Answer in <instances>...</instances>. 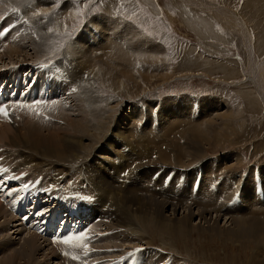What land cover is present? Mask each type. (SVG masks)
I'll return each instance as SVG.
<instances>
[{
    "label": "rangeland",
    "instance_id": "obj_1",
    "mask_svg": "<svg viewBox=\"0 0 264 264\" xmlns=\"http://www.w3.org/2000/svg\"><path fill=\"white\" fill-rule=\"evenodd\" d=\"M28 1H31L30 9H32V7L33 9H36H32L30 12L40 13V15L34 14L33 22H42L44 20L43 26L45 31L48 32L47 34L50 33L49 36L52 38V40L47 42L51 47L50 53H48L45 57H41V59H38V61H46L48 58L53 57H58V59H60L62 56H65L67 60H71L70 57L73 56V53L70 52L71 48H69L71 42L85 36L87 38L88 44L84 46L87 48L89 45H93L90 37L97 35L98 37L104 38V36H102L104 34L101 32L102 30L99 26V24H101L99 23V18H101V16L103 17V15L106 18L109 17L117 21H122L123 25L129 23V25L134 26L137 31L143 35H146L147 38L153 41V45H156L157 47L154 49V52H157L158 49L161 48L160 50L162 52L159 55L152 53L149 54V56L148 54H144L142 57H145L144 59L147 58L148 60L145 61L141 71L146 73L145 75H147V78H149L144 80L143 86L139 85L141 80L136 79V81H139L136 83V85H133L134 83H130V87L121 86L119 89L117 88L116 83L119 78H123L120 74V71L122 70L120 67L123 66V63L120 60H117V58H108L102 50L97 51V53L100 55L99 57L102 60L101 61L100 58H98V70L100 73L107 72L105 73L107 79L104 80V82L101 78L102 76L100 78L96 77V81L92 85L94 94H97L95 93L96 91L99 92L97 96L100 94V100H103V106L105 107L103 111L105 113L106 121L112 119L114 120V118L118 120L119 117L126 118L128 114L133 112L134 116L132 121L133 123L135 122L134 124H137L136 126L139 127L138 131L144 130V132L152 134L154 137H157L156 133L158 131V127L159 129L161 128L163 132H165V127L162 124V120L166 119L167 112H175L176 117H173L171 120L173 134L167 139H163L161 137L162 139L158 140L157 145H153L150 142L152 148L160 150L165 149L166 152H170L167 148L169 144L177 142L181 143V141L182 143H185L180 139L179 141L173 140L175 138L174 133L181 131V126L184 124L179 119L178 111L170 105L167 108H162L161 102H165L167 99L176 97H178V99L190 97L192 100H197L198 106L202 105V109L204 108L205 103L208 104L205 105V108L208 110L212 109L208 107L210 106V103H217L221 100L222 106H217L214 114L213 112H210L212 115H209L208 119L206 120V122L210 125L209 121H211L212 118L214 119L212 120L213 122L211 125V131H213L210 133V145L205 147V151L208 154L204 155L201 160L193 162V164H191L193 166L189 165V167L188 165H183L182 168L185 169L184 171L183 169H180L181 167L179 168V166L175 168L177 171L169 167L170 170L172 169L173 172L177 174V177L175 178L173 176V180L166 186L164 182L166 175L163 176L162 181H160L162 186L158 187L159 196H154V194L148 193L145 194L144 192H139V196L142 195V198L148 199V196L153 195L156 198L160 197L163 190L169 189V192L167 193L169 196H164L162 200L167 199L166 197H170L172 200L173 198L187 197L188 195H191L193 201H200L203 195V190L199 191L200 187L202 186V179H200L196 184L197 178L196 176L192 177V175L195 174L196 169L200 171L201 174H204L207 167H209L211 164L214 166L225 164V157L230 155L231 157H235L233 158V161L229 163L228 167L230 166V169H228L226 173L229 175L231 174L232 176L237 175V180L239 178V180H242L240 183L243 184L245 183L243 182L246 180L245 178L251 177L250 173L255 172L256 175H254L255 173L252 174V177L257 182L253 185L255 188V194H248V192L253 190L250 187L247 189L248 192L246 195L235 191L237 189L236 183H233L232 180L226 179L227 177L223 176L219 179H216L217 186H220L221 183L225 181L228 184V187H230L232 190L234 189L233 192L235 191L236 193H232L231 190H228V192L223 195V199H221L225 202H222L221 204L224 205L225 208H231L230 213L235 214L234 210L238 209L240 206L243 207V203L246 200H249L251 203H253V201H259L263 199L264 183L261 182L262 176L259 174V169L264 166V95H262L263 93L260 92L261 90L259 89V85H255L254 81L260 80L261 86H264V0H203L201 6L200 2L197 0H194V2H191V0ZM32 1L34 2L32 3ZM24 12L29 13L22 9L21 13ZM43 12L44 14L46 13L45 16H43ZM77 13L80 14L77 15ZM93 24L95 26L94 31H92ZM49 29H52V31H49ZM83 39L82 43L85 42ZM7 46H5L1 51L5 50ZM101 48H103V46H101ZM29 49L32 50L33 46H30ZM62 52L64 55H62ZM130 58L134 59V56H131ZM38 61H32L31 63L27 64L26 68L24 67V70H29L27 67ZM89 65L91 66L92 70H94L92 67V62ZM0 66L2 65L0 64ZM132 67L135 69H140L135 65ZM14 68H17V71H21V69L18 67ZM102 69L104 71H102ZM127 81L128 79L125 80L126 84ZM246 95L251 100L248 102L250 105L246 103ZM66 102H68L67 107L70 105H75L74 101L66 100L65 103ZM201 102L204 104H201ZM111 104H117L115 110L114 105H112L111 108ZM227 106H229V108ZM135 108L137 109L136 112L134 110ZM153 122H155L156 125ZM153 124L155 126H153ZM174 124L177 125L175 126ZM220 126L222 127L220 128ZM214 133H216V135H214ZM88 138L89 137H87V139ZM84 140L85 143L88 144L89 149L84 153H81V156L78 158V160L73 159V161H71L73 163L67 160L64 161L61 159H54L53 161L55 162L56 160L57 162L56 165V163L53 161L49 162L43 160L42 156L39 155L42 160L39 159L40 157H38L36 162L33 163L35 164L34 167L38 168H34V170H28L36 177H41L38 175L41 172H45V175H52L53 169H55L57 174L60 175H64L65 173L67 174L73 171L74 168H76L74 169L75 172H78L80 171L81 167L87 166V164L90 165V167H93V164H97L98 161L101 163V160L97 157V155L108 158L110 162L113 160L112 163L114 167H119V169L121 168L119 163L116 162L114 164V162L120 159V157H112L108 155V151L110 149L108 145L110 146L111 144L115 143V139L113 141L110 137H105L104 140H102V144L100 145L97 143L99 140L93 141L92 138ZM188 140L189 139H186V141ZM185 144L187 145V143ZM178 150V146L174 147V150H171L170 153L176 156L178 154ZM4 152L5 156L9 153H13V151L9 153L8 151ZM17 154L18 153L13 154V157H17L15 159V167H17L16 165H19L20 163H24L23 158L19 157ZM120 154L121 156H127L126 152H122ZM73 157L77 158L78 156L75 155ZM52 159L53 157H51L49 160ZM63 162L66 163V167L64 164H62ZM103 162L106 163L105 160H103ZM69 163L72 165L70 164V166ZM41 164H43V166ZM49 164H51V166H49ZM105 165L95 167V170L99 172L98 177L102 180H104V178L108 180L109 178V173L106 171L109 169L107 166L108 164ZM40 167L42 170L47 169L48 171H42ZM136 167L137 165L132 163L130 170L135 176L141 178V172L144 170L141 168L137 171ZM157 168V165L152 167V169L155 170L153 173H155L157 170L166 173L162 167L158 169ZM11 169L13 168L11 167ZM252 169H255V171L252 172ZM123 172H125V170H123L122 173ZM78 173L80 174L78 175ZM78 173L72 172L71 174L76 175V177L79 178L81 177L82 173ZM148 173L150 176H146V179H151L153 173L150 170H148ZM182 173H184L186 176L184 184L179 183L181 177L180 175ZM189 173L191 175H189ZM124 176L125 175H122V177ZM72 180L74 183H77L75 177H73ZM242 184L238 185L237 187L241 186L240 188L242 189L244 185ZM71 186L74 185L71 184ZM24 187V184L19 186L21 189ZM89 187L92 190V187ZM71 188L72 189H70V191L73 190L79 193L77 187L74 186ZM257 188L261 191L258 192ZM154 190L155 189L152 191ZM173 193L175 195L179 194L181 196H172ZM211 195L212 193H210L208 197L210 198ZM258 205L259 203H257V206ZM94 209L97 211L98 207H95ZM102 209L97 211L100 212L98 215H102L101 220H99L100 223L98 222L99 226L103 224L106 218L111 216L108 211V205L105 208V211H102ZM156 211H154V214H156L158 217L160 216L162 220L163 217H165V219H168V221H172L173 223L175 220H173L172 217H176L177 215L180 217L183 208L180 210V214L177 210L175 216H172L170 220L169 216L174 213L171 206H166V212L164 211L165 215L162 213L163 211H161V213ZM224 220L225 219L220 220L219 226L227 228V225L230 224L231 221L226 225V221ZM203 225L205 227L208 226L204 223ZM6 226H8V230L10 227H13V229L9 231L10 233H8L13 234L15 232L16 235H11V240L13 243L20 246L23 241L20 240L21 235L19 234V236H17L16 233L17 230H20V226L18 227V224H14L13 222L7 223ZM105 227L108 229H113V233H118L117 235L120 236V240L121 238L123 240L125 236L127 237L128 241L124 239L127 244L125 243L121 247L117 245H115V247L113 246V248H119L118 252H120L122 249V251H125L128 248L143 245V243L138 239L140 235L138 236L137 234L133 233L128 234V230L118 226L114 227L112 224H106ZM121 229L124 232H122ZM99 230L95 231L97 232ZM194 230L193 237L184 239L182 243L179 240L176 245H172V251L171 249H165V247V250L162 251V247L160 246H163L164 244H162L161 238L156 236L154 232L150 231L148 234H150V238L153 239V245H147L146 247L149 249V251L152 250L153 254L157 257L153 264L166 263L167 260L164 259H166L167 256L168 258L179 259L180 261L178 264H264V240L261 241L260 247H262L261 249L263 252L260 253V249H258L253 240H245L241 243L231 242L226 235L216 236L209 233L205 234L202 231H199L201 229L198 227H195ZM95 231H92L91 234L96 233ZM24 233L22 234V237L25 236ZM154 240L156 242H154ZM39 241L40 243L43 242V247L46 245V248H50L40 237ZM131 242H134V244ZM0 244H2V241H0ZM5 249H7L6 246H3L2 251H0V260H2L8 252V250ZM256 252L260 254H256ZM162 257L164 258V262H162V260H158ZM3 262L0 261L1 264H3ZM53 262L55 264V261ZM17 264H27V261L22 260Z\"/></svg>",
    "mask_w": 264,
    "mask_h": 264
},
{
    "label": "bare ground",
    "instance_id": "obj_2",
    "mask_svg": "<svg viewBox=\"0 0 264 264\" xmlns=\"http://www.w3.org/2000/svg\"><path fill=\"white\" fill-rule=\"evenodd\" d=\"M197 1L200 2L201 6L203 0ZM33 2L34 1H32V3ZM191 2H194V0H191ZM30 3L31 1L28 0H0V13L6 12L9 16V21H11L12 23L15 19L20 20L22 24L19 25L17 31H20L21 29V31L23 32V35L21 34L20 36H18L15 42L6 44V46L8 45L7 48L3 51H0V64L2 65L0 66V71L15 70L17 68L14 67L20 68L21 66H26L32 61H38V59H41V57H45L48 53H50L51 47L47 42L52 40V38L49 36L50 33L47 34L48 32L45 31V28L43 26L44 20L42 22H33L34 13L30 12L33 9V7L32 9H30ZM13 9L16 10L13 11ZM22 9L29 13H21ZM45 14L43 16H45ZM6 21L9 22L8 19H6ZM99 23H101L99 24V26L102 30L101 32L104 34L102 35L104 36V38L98 37L97 35L90 37L93 45H87L88 47L85 48L84 45L88 44L87 38L85 36H83L84 39L80 37L79 39H76L77 41L75 40L71 42V45L69 46V48H71L70 52L73 53V56L70 57L71 60H67L65 56H62L60 58V61H58V64H60L61 66L60 74L62 76L60 75L58 77V83L54 85V87H56L55 90L60 88L62 94L65 95V99L67 101H74L75 105H70L69 107L60 106L57 109L56 113L54 112L53 114L56 120L51 122L50 124L42 123L39 120L35 119L32 120L21 115H19L20 118L16 119L12 123L0 124V147H5L6 149L4 151H8V153L13 151L12 154H7L8 156L4 155L5 159L9 158V164L11 161L14 162L13 164H10V167L13 168L12 170L19 171L22 166L27 167V169L34 170V168L38 167H34L35 164L33 163L36 162L37 158L40 156H42L43 160L49 162H52L54 159H61L64 161L67 160L70 162L73 161V159L78 160V158L81 156V153H84L89 149V146L87 143H85L84 139L88 140L89 138H92L93 141L99 140L97 141V143L100 145L102 144V140H104L105 137H110L113 141L115 139V143L111 144L110 146L108 145V147L110 148L108 151V155L112 157H120V159L116 160L114 164L116 162L119 163L121 168L119 169V167H114L112 163L113 160H111L110 162L108 158L97 155V157L100 158L101 163H99L98 161L97 164H93V167H90V165L88 164L84 167L80 166L81 169L80 171H78L82 173L81 177L84 179L83 181H85L88 186L92 187L91 191L97 197V211L101 210L102 208V211H105V208L108 205V211L111 216L106 218L102 225L106 226V224H112V226L114 227L118 226L120 228L128 230V234L133 233L137 234L138 236L140 235L138 239L145 246L153 245V239L150 238V234L148 233L150 231L154 232L156 236L161 238L162 244H164L163 246H160L162 247V251H164L166 248L171 249L172 251V245H176L179 240L182 243L184 239L193 237V232L195 231L194 229L195 227H198L201 229L199 231H202L205 234L209 233L216 236L226 235L231 242L241 243L245 240H253L258 249H260V253H262V247L260 246L261 241L264 240V197L259 201H253V203H251L249 200H246L243 203V207L240 206L238 207V209L234 210L235 214L230 213L231 208H225V206L221 204L222 202H225L221 199H223V195L226 194L228 190H231L232 193H236L235 191H238L243 193V195H246V193L248 192L247 189H249L250 187L253 190L251 192H248V194H255V188L253 187V185L257 182L252 177V174L255 173V169L251 170L252 172H254L250 173L251 177L245 178L246 180L243 181L245 182L243 183L244 185L240 183L242 180H239V178V181L237 180V175L232 176L230 174V176L226 173V171L230 169V166L228 167L229 163L233 161V158L235 156L231 157L229 155L225 157V164H219L217 166L209 164L210 166L207 167L204 174H202V186L200 187L199 191L203 190V195L200 201H193L191 195H188L187 197L173 198L172 200L170 199V197H166L167 199L162 200L164 196H169V194H167L169 192V189L163 190L160 197H154L159 196L158 187L162 186L160 181H162L164 175L173 172L172 169H175L178 166L179 168L181 167L180 169H183V165L189 166L193 164V162L201 160L204 155L208 154L205 151V147L207 145H210V133H212L213 131H211V125L213 122L212 120L214 119L212 118L211 121H209L210 125L206 122V120L208 119L209 115H212V113L210 112H213L214 114L217 106L221 105V100L217 103H210V106L208 107L212 109L208 110L205 108V105L208 104H204L201 102V104H204V108L202 109V105L198 106V101L195 99L192 100L190 97H183L182 99H178V97H176L167 99L165 102H161L162 108H167L170 105L174 109H176L178 111L180 121L184 123L181 126V131L174 133L175 138L173 140H183L185 143H187V145L185 143H182L181 141V143L177 142L169 144L167 146L170 152L171 150H174V147L178 146L179 150L176 156H174L170 152H166L165 149H154L150 144L151 142L153 145H157L159 139L170 138V136L173 134L171 120L173 119V117H176L174 111V113H172L171 111L170 113L167 112L166 119L162 120V124L165 127V132H163L161 128L160 132V129L158 127L156 136L159 138L154 137L152 134L144 132V130L138 131L139 127L136 126L137 124L135 125V122L133 123L132 121L134 116L133 112L131 114H128L126 118L119 117L118 120L114 118V120L112 119L106 121L105 113L103 111V109L105 108L103 106V100H100V94L99 96H97L99 92L96 91L95 93L97 94H94V89L92 86L96 81V77L100 78L102 76L101 78L103 81L107 79L105 74L107 72L100 73L98 70V58H100V55L97 53V51L102 50L108 58H117V60H120L123 63V66L121 65L122 67H120L122 69H120V74L123 78H119L116 83L118 89L121 86L130 87V83H134L133 85H136V83L139 82L136 81V79L141 80L139 85L143 86L144 80L149 79L147 78V75H145L146 73H143V71H141L145 61L148 60L147 58L144 59L145 57L142 58L143 55L148 54L149 56V54L152 53L159 55L162 51L160 50L161 48H159L157 52H154V49H156L157 47L156 45H153V41L147 38L146 35H143L139 31H137L136 28L129 25V23L123 25L122 21H117L109 17L106 18L104 15L103 17L101 16V18H99ZM92 26V31H94V24ZM82 39L83 41H85L83 42L84 44L82 43ZM30 46H33L32 50L29 49ZM101 46H103V48H101ZM62 55H64L63 52ZM131 56H134V59L130 58ZM91 62L94 70H92L91 66L89 65ZM134 65L139 67L140 69H135L134 67H132ZM102 71L104 70L102 69ZM65 72L67 73V77L69 79L66 82L67 84H63ZM127 79L128 81L126 84L125 80ZM254 82L255 85H259V89L261 90L260 92H262V95H264V86H261V81L256 80ZM72 89H75V91H72ZM246 97V103L250 105L248 103L250 98L247 95ZM112 105L114 104H111V108ZM116 105L117 104L114 105V110ZM227 107L229 108V106ZM134 110L135 112L137 111L136 108ZM153 123L155 124V122ZM154 124L153 126L156 125ZM221 127L222 126H220V128ZM203 133L205 134V136ZM214 135H216V133H214ZM87 137L89 138L87 139ZM186 139L189 140L186 141ZM122 152H126L127 156H121L120 153ZM15 153H18L17 155L23 158L24 162L23 164L20 163L19 165H16L17 167L14 166L16 164L15 159L17 158L13 157V154ZM75 155L78 157L74 158L73 156ZM51 157H53V159L49 160ZM39 159H41V157ZM103 160H105L106 163L103 162ZM54 163H56L57 165L56 160ZM71 163H69V165ZM132 163L137 165V171L138 169L143 168L144 171L141 172V178H138L131 172L130 166L132 165ZM62 164L65 165L66 163L63 162ZM105 164H108L107 166L109 168L108 170H106L109 173L110 179L108 178V180L105 178L104 180L100 179L98 177L99 172L95 170V167ZM41 165L43 166V164ZM156 165L158 166V168L162 167L166 173L160 172L161 175H159L157 178L146 179L150 176L148 170L153 173L155 170H153L152 167ZM49 166H51V164H49ZM66 166L67 165H65V167ZM169 167L172 169L170 170ZM123 170H128V175L126 177H122L121 175ZM175 170L177 171V169ZM184 170L185 169H183V171ZM52 172L51 176L53 178H58V176L60 175L57 174L55 169H53ZM259 172V174H261L262 176L261 182L264 183V166L259 169ZM189 175L191 174L189 173ZM254 175H256V173ZM173 176L176 178L177 174L174 172ZM194 176H196V172L194 175H192V177ZM223 176L227 177L226 179L232 180L233 183H236L237 189L234 192V189H230L225 181L222 183L220 182L221 185L217 186L216 179H219ZM240 184L243 185L242 189L240 188L241 186L237 187ZM70 187L74 186L70 185ZM153 189L155 190L152 191ZM139 192H144L145 194H154V196L151 195L147 197L148 199H144L141 197L142 195H138ZM210 193H212V195L209 198L208 195ZM178 195L179 194L175 195L173 193L172 196ZM257 203H259L258 206ZM167 205L169 207L171 206L174 211V213L172 212L174 215L170 214L171 216H169V220L172 216H175L177 210L179 213L183 208L180 217L178 215L176 217H172L173 220H175L173 223L172 221L170 222L168 221V219H165V217H163L162 220L160 216L158 217L156 214H154V211L156 210L160 213L161 211H163L162 213L164 214ZM12 218L14 217H12V215L5 208L0 206V241H2V244H0V251H2L3 246H6L7 249L5 250H8L6 256L3 257L2 260H0L2 262L4 261L3 264H17L22 260H26L27 264H54L53 261H55V264H62L60 262L59 256L55 253L54 250L51 249V247L46 248V245L43 247V242L40 243L38 234L36 235L34 233L24 231L22 228H20V230H17L18 232L16 231V233L17 236H19V234L21 235L20 240H22L23 243H21L20 246L13 243V241L11 240V235H14L15 232L13 234H9V231L13 229L14 225L12 224L13 227H10L9 230L7 229L9 225L6 226L7 223L15 221V218ZM222 219H225L224 221H226V225L231 221V223L227 225V228L219 226V222ZM203 223L205 225L207 224L208 226L205 227ZM113 231V229H108L107 234L101 240V244L97 247L107 246L113 248V246L115 247V245L121 247L123 244H127L126 241H128V239L126 236L124 238L126 241H124V239L122 240V238L120 240V236L117 235L118 233H113ZM23 233L25 236L22 237ZM154 242L156 241L154 240ZM132 244H134V242ZM260 253L256 252V254ZM163 259L164 258L162 257L158 260H162V262H164V260L168 261L169 259H171L174 264H178L180 261L179 259L168 258V256L166 257V259Z\"/></svg>",
    "mask_w": 264,
    "mask_h": 264
},
{
    "label": "snow or ice",
    "instance_id": "obj_3",
    "mask_svg": "<svg viewBox=\"0 0 264 264\" xmlns=\"http://www.w3.org/2000/svg\"><path fill=\"white\" fill-rule=\"evenodd\" d=\"M16 9H13V11H15ZM35 15H40V13H34ZM80 13H77V15H79ZM49 31H52V29H49ZM6 32L5 29H0V35H4ZM45 65H39V67H44ZM72 91H75V89H72ZM0 114L4 115V116H7L8 115V111L6 108H4L3 106H0ZM127 173H125L126 175ZM11 191V190H10ZM40 215H44V211L41 210ZM87 239L86 236L84 235H79V236H70L68 237L67 239H65L63 242L64 243H70L72 240H76L77 242H80L81 246L84 248V252H85V255H88V248H87V245L83 243V241ZM141 251V249H137L136 252H130L128 255L129 257H135L136 256V253ZM73 259H77V257L73 256L72 257Z\"/></svg>",
    "mask_w": 264,
    "mask_h": 264
}]
</instances>
